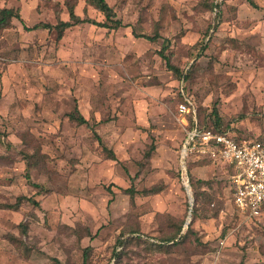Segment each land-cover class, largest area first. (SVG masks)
I'll return each mask as SVG.
<instances>
[{"label":"rangeland","instance_id":"obj_1","mask_svg":"<svg viewBox=\"0 0 264 264\" xmlns=\"http://www.w3.org/2000/svg\"><path fill=\"white\" fill-rule=\"evenodd\" d=\"M107 1L122 26L59 36L34 26L72 6L106 18L87 0H0L21 16L0 30V264H264L233 167L182 166L178 109L184 89L203 123L264 142V0Z\"/></svg>","mask_w":264,"mask_h":264},{"label":"built area","instance_id":"obj_2","mask_svg":"<svg viewBox=\"0 0 264 264\" xmlns=\"http://www.w3.org/2000/svg\"><path fill=\"white\" fill-rule=\"evenodd\" d=\"M178 109L184 117L190 114L193 118V125L186 130L181 145L182 166L192 154L220 159L228 163L234 169L232 201L235 210L246 219L263 218L264 143L250 139L236 140L229 132L199 126L196 121V107L187 97L179 104ZM185 124L189 123L185 122ZM185 172L182 176L183 184L190 199L192 212L193 195L187 168Z\"/></svg>","mask_w":264,"mask_h":264},{"label":"trees","instance_id":"obj_3","mask_svg":"<svg viewBox=\"0 0 264 264\" xmlns=\"http://www.w3.org/2000/svg\"><path fill=\"white\" fill-rule=\"evenodd\" d=\"M87 2H89L97 10H99L100 12H102L104 14V16L106 18V20L104 22H102V23L101 22H97V21H95L93 19H90L88 17L81 18L78 14H76V12L74 10V6H72L69 9V20H67V21H63L62 20L59 23H57L56 25H52L50 23H39V24L35 25L34 28H38V27H44V28L55 27V28L58 29V33H59L58 35L59 36H62L63 32L67 28H69V27H71L73 25H80V24H83L85 22H89V23H93V24H98V25L104 26V27L109 28V29H116V28L122 26L121 20L120 19H116V15L114 13V9L108 3L107 0H87ZM14 18H17V19H20L21 18L18 9L9 8V7H5V6L4 7H0V30L1 29H4V28H7L12 23V20ZM153 38H155V37H152V39ZM160 53H161L162 57L166 60V63L170 67V69L171 70L173 69L175 71H178V69L173 68L170 65L169 57L163 51H160ZM178 95L180 96V99H179L178 104H180V102H182V100H183V98L185 96L183 95V91H181V90L179 91ZM71 117L74 118L75 120H77L81 124H83V123H87L88 124V121L81 114L78 117L77 116L75 117L72 114ZM188 118H189V122L192 123L193 122L192 115L188 114ZM196 121H197L198 125L201 126V127L214 128V129H217L219 131H226L227 130L226 127H220V126H217V125L210 126V125H208L206 123H203L200 120V118H199V114H198L197 107H196ZM192 125H193V123H192ZM94 132L96 133V131H94ZM95 135L97 136L98 139H100V137H99V135L97 133ZM233 137L236 140H240V138L237 137V136H233ZM150 153L151 152L148 151L147 154H146V156L148 157ZM110 154H111L112 157L115 156L114 153L111 152V151H110ZM186 165H187V163H186ZM187 173H188L189 178H190V185H191V190H192V195H193V206H192V217H193L194 216L193 212H194L195 207H196V199H195V196H194V189H193V182H192V179H191V172H190L188 166H187ZM26 177H27V179H29V174H27ZM33 186L37 188V191H40L41 190L40 189L41 188L40 185L33 183ZM29 200L32 201L33 203H36V204L38 203L33 198H30ZM19 202H20V200H17L16 204H19ZM188 227H187V229H188ZM83 264H88L87 263V257L84 259V263Z\"/></svg>","mask_w":264,"mask_h":264},{"label":"crops","instance_id":"obj_4","mask_svg":"<svg viewBox=\"0 0 264 264\" xmlns=\"http://www.w3.org/2000/svg\"><path fill=\"white\" fill-rule=\"evenodd\" d=\"M181 91H183V95L185 96V97L183 98L182 102L186 99V97L189 98V99L192 101V99L189 97V93H187L184 89H181ZM192 102H193V101H192ZM180 103H181V102H180ZM178 107H179V104H178ZM181 115H182V114H181ZM183 121H184V123H185V122H188V123H189L188 125L184 124V125H185V126H184V129H185V132H186V130L192 126V123L189 122V118L187 119V118H185V117H183ZM226 132H229L232 136H237V134L234 133V132H232L230 129H227ZM185 136H186V134H185ZM237 137H238V136H237ZM263 143H264V142H263ZM199 158H200V157H199ZM202 158H203V157H202ZM208 158H209V157H208ZM229 166H230V165H229ZM186 168H187V167H186Z\"/></svg>","mask_w":264,"mask_h":264},{"label":"water","instance_id":"obj_5","mask_svg":"<svg viewBox=\"0 0 264 264\" xmlns=\"http://www.w3.org/2000/svg\"><path fill=\"white\" fill-rule=\"evenodd\" d=\"M191 213V212H190Z\"/></svg>","mask_w":264,"mask_h":264}]
</instances>
